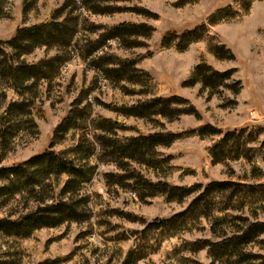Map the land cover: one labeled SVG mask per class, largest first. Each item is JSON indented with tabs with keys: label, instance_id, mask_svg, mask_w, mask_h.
<instances>
[{
	"label": "rangeland",
	"instance_id": "1",
	"mask_svg": "<svg viewBox=\"0 0 264 264\" xmlns=\"http://www.w3.org/2000/svg\"><path fill=\"white\" fill-rule=\"evenodd\" d=\"M65 1L6 0L0 13V40H9L18 27L50 19ZM71 2L76 8L79 24L77 45L71 50L75 56L57 79L42 83L38 102L43 113L35 117L40 133L32 134L28 124L20 127L12 137L9 149L0 147V166H12L48 149L55 127L67 115L72 101L82 92L87 93L93 102L92 118L118 119L134 126L142 134L165 130L180 133L207 123L224 132L257 125L264 127V1L255 2L247 16L210 26V31L233 52L232 60L216 59L203 42L192 43L186 50L179 51L174 48L162 49L161 41L168 31L181 34L207 23L209 15L219 8L233 5L234 0ZM92 6L96 9H90ZM110 6L120 9L115 13L102 12ZM121 22L144 23L153 27L154 31L148 38L127 37L125 41L131 44L130 47L125 45L123 39L112 38L93 52L92 48L105 30L98 26ZM56 51L52 47H39L24 58L33 63L56 54ZM110 54L127 59L142 56L135 66L148 72L160 84L159 96L180 95L188 98L200 115L185 114L168 119L161 115L148 118L112 111L109 106H131L147 97L132 94L131 90L136 85L130 81L116 84L110 79L108 83L97 76L96 67H117L102 59ZM90 60H96L95 64L89 63ZM203 60L221 71L236 68L234 80L241 81V91L234 94L232 88L220 87L218 93L210 95V90L203 88L201 83L184 85ZM5 86L0 80L2 97L6 92ZM91 127L93 129L96 125L91 123ZM136 133L135 130L120 131L122 135ZM217 139V135L205 139L185 136L169 147L158 149L165 156L171 155V164L180 170L164 172L161 177L147 171L148 177L178 186L203 184L200 192L193 193L184 202L167 201L162 196L142 201L139 193L136 198H130L129 192L136 191L133 186L122 188L106 184V174L117 172L116 165L100 164L89 185L93 193L87 203L89 221L45 227L28 238L6 236L0 232V264H120L131 247L140 250L142 258L138 264H176L164 255L174 241L217 240V233L221 229L230 231L236 228L244 223V217L264 221V202L249 203L245 199L247 190L244 185L264 183V178H255L257 169L244 159L232 160L227 164L213 163L208 148ZM65 146L59 145L54 149L58 151ZM260 168L264 171V164ZM212 181H228L233 185L225 191L206 196L198 203L196 213L191 211L186 214L188 221L182 224L180 214L189 209L192 201ZM22 202L14 201L0 206V217L22 210ZM33 206L35 204L30 205ZM253 249L264 254V249L257 245ZM183 254L194 260L190 264H218L212 263L206 249Z\"/></svg>",
	"mask_w": 264,
	"mask_h": 264
},
{
	"label": "trees",
	"instance_id": "2",
	"mask_svg": "<svg viewBox=\"0 0 264 264\" xmlns=\"http://www.w3.org/2000/svg\"><path fill=\"white\" fill-rule=\"evenodd\" d=\"M5 1L0 0V13ZM257 1L264 0H234L233 5L219 8L209 15L207 23L181 34L168 31L162 38L161 48L184 51L192 43L203 42L216 59L232 60L233 52L210 31V26L247 16ZM90 9L96 8L92 6ZM119 9L110 6L102 12L115 13ZM75 12L74 3L66 0L61 8L53 12L50 19L18 27L9 40H0V80L6 85L4 96H0L1 149H9L12 137L24 125L28 124L32 134L40 133L35 117L43 113L38 102L42 83L57 79L75 56L71 51L77 45L79 28ZM98 27L105 30L92 48L93 52L109 39L119 38L125 41L132 36L148 38L154 31L150 25L131 22ZM125 45L130 47L131 44L126 42ZM39 47H52L57 51L56 54L45 56L36 62H27L24 57ZM141 57L127 59L110 54L102 59L116 65V68L96 67L97 76L102 80L110 83L111 79L116 84L130 81L136 85L131 90L132 94L147 97L131 106H109L110 109L118 114L148 118L158 115L168 119L185 114L199 116L197 108L188 98L180 95L159 96L160 84L148 72L135 66ZM95 61L90 60L89 63L95 64ZM236 71V68L217 70L203 60L184 85L195 86L201 83L203 88L210 90V95L218 93L220 87L232 88L233 93L238 94L242 83L234 80ZM84 93L76 96L67 115L55 127L48 149L12 166H0V206L14 201L21 203L24 199L22 210L0 217V232L4 235L28 238L45 227H59L68 222H88L90 212L87 203L93 196L89 185L100 164L105 163H113L118 169L117 172L106 174L107 185L122 188L133 186L136 191L131 192L136 195L139 193L142 201L162 196L167 201L184 202L193 193L200 192L203 184L173 185L164 180L154 181L146 172L152 171L155 176L161 177L164 172L179 171V167L171 164L172 156H165L158 149L169 147L185 136L205 139L217 135L218 139L208 148L213 163L227 164L232 160L244 159L257 169L254 172L255 178H264V171L260 168L264 164V127L261 125L224 132L207 123L180 133L165 130L142 134L134 126L118 119L102 116L92 118L93 102ZM91 123L96 127L92 129ZM122 130H135L137 133L122 135ZM64 144L66 146L63 149H54ZM231 185L233 184L228 181L208 183L192 201L189 209L180 214L181 223H187L186 214L191 211L195 214L198 203L206 196L225 191ZM244 185L247 190L245 199L249 203L259 200L264 202V183ZM31 204L35 206L30 207ZM243 219V224L230 231L221 229L217 233V240L174 241L164 255L176 264H190L194 260L183 253L206 249L212 263L264 264V254L253 249L256 245L264 249V221L250 220L249 217ZM141 258L139 248L131 247L120 264H138Z\"/></svg>",
	"mask_w": 264,
	"mask_h": 264
},
{
	"label": "built area",
	"instance_id": "3",
	"mask_svg": "<svg viewBox=\"0 0 264 264\" xmlns=\"http://www.w3.org/2000/svg\"><path fill=\"white\" fill-rule=\"evenodd\" d=\"M129 195H130V198H132V197L136 198V196H137L135 192H129Z\"/></svg>",
	"mask_w": 264,
	"mask_h": 264
}]
</instances>
